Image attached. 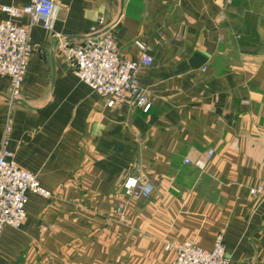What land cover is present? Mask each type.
Segmentation results:
<instances>
[{
  "label": "crops",
  "instance_id": "crops-1",
  "mask_svg": "<svg viewBox=\"0 0 264 264\" xmlns=\"http://www.w3.org/2000/svg\"><path fill=\"white\" fill-rule=\"evenodd\" d=\"M101 17L121 58L147 47V112L107 106L58 47ZM30 41L12 105L0 75V141L8 125L13 160L52 196L30 193L21 226L3 227L0 264H169L166 244L210 249L219 233L230 264H264V197L249 191L264 177V0H54ZM130 176L151 194H126Z\"/></svg>",
  "mask_w": 264,
  "mask_h": 264
},
{
  "label": "built area",
  "instance_id": "built-area-1",
  "mask_svg": "<svg viewBox=\"0 0 264 264\" xmlns=\"http://www.w3.org/2000/svg\"><path fill=\"white\" fill-rule=\"evenodd\" d=\"M7 17L0 22V75L9 77V103L19 98L23 78L26 74L29 57L34 45L30 41V28L40 24L48 29L51 26L54 0H29L21 7L2 5ZM28 15V24L19 25L15 18ZM116 23L105 24L98 19L97 26L78 44H72L60 35L58 47L72 68L74 74L94 91L109 107L128 105L140 107L147 112L151 106L145 89L140 85L137 74L143 65L151 63L146 45L136 39L139 58H121L114 42L113 31ZM8 125L0 141V234L4 226L18 228L26 218V204L30 193L50 198L52 192L44 188L34 173L19 166L7 147ZM213 153L209 150L207 157ZM123 191L134 198L148 197L153 185L146 179L126 177ZM253 196L264 197V177L250 188ZM120 208L118 207L117 210ZM166 249L174 250V258L169 264H230L226 254L223 235L217 234L213 246L205 249L194 241L185 240L166 244Z\"/></svg>",
  "mask_w": 264,
  "mask_h": 264
}]
</instances>
